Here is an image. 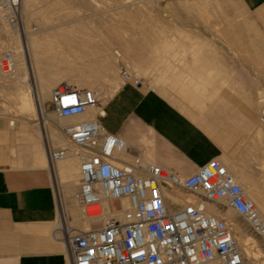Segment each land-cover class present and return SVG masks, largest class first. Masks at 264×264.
I'll return each instance as SVG.
<instances>
[{"label":"built area","instance_id":"2783aa9c","mask_svg":"<svg viewBox=\"0 0 264 264\" xmlns=\"http://www.w3.org/2000/svg\"><path fill=\"white\" fill-rule=\"evenodd\" d=\"M0 12L8 25L20 26L19 0H0ZM1 70L7 76L15 71L11 51L4 53ZM121 74L125 82L141 86V80L127 69ZM68 96L76 102L65 104ZM50 103L57 129L79 163L75 194L79 207L91 221L111 215L101 227L88 231L76 230L64 221L54 229V238L64 245L70 264H253L240 252L227 221L207 211L208 205L223 215L232 210L253 233L264 237V219L254 201L219 159L187 178L141 156L128 163L119 157L126 153L125 142L105 130L98 118L60 123L99 107L93 91L60 86L52 90ZM46 150L51 164L70 153L68 148H52L48 143ZM174 188L195 200L185 205L170 202L166 195Z\"/></svg>","mask_w":264,"mask_h":264},{"label":"crops","instance_id":"0c3cea01","mask_svg":"<svg viewBox=\"0 0 264 264\" xmlns=\"http://www.w3.org/2000/svg\"><path fill=\"white\" fill-rule=\"evenodd\" d=\"M262 1L249 8L257 9ZM256 57L264 60V44ZM189 64L177 72L172 66L162 71L160 87L151 88L149 81L138 87L124 82L104 117L107 131L126 143L127 158L141 156L183 178L213 159L234 160L230 154L236 141L252 135L261 121L233 90L230 78V86L208 94L200 86L194 93L213 65L207 60ZM241 80L248 83L239 75ZM51 123L57 128L58 121ZM40 129L0 125V264H70L64 245L53 235L59 208Z\"/></svg>","mask_w":264,"mask_h":264},{"label":"rangeland","instance_id":"374dc122","mask_svg":"<svg viewBox=\"0 0 264 264\" xmlns=\"http://www.w3.org/2000/svg\"><path fill=\"white\" fill-rule=\"evenodd\" d=\"M117 1L119 0H32L36 16L31 17L30 27L33 29L36 21L41 20L40 15L37 14L43 6H51L54 10H51L50 18L54 17L50 19L51 25H65L61 28L56 27L52 30L53 33L64 31L70 33L79 30L84 35H92L87 28L95 27L103 39L116 41V51L119 52L120 47H125V49L129 47L128 55L122 53L124 58L122 62L129 61L128 65L131 68L129 67V70L126 68L129 73L142 80L143 83L149 81L151 88L164 84L161 79L162 71L169 70L171 66L176 67L175 72H177L178 68H188L189 60L192 62L210 61L213 67L207 70L208 79H201L200 84L196 83L193 88L194 93H199L200 86L206 87L202 88V93L206 94L217 91L222 86H230V78L234 83L233 90L253 107L259 116L264 115V102H260L264 99V60L258 61L256 57L259 46L264 44V0L255 10H251L249 5L256 3V0H120L119 5L132 6L131 15L128 13L118 14L120 10ZM73 7L77 9H73ZM107 22L109 23L107 24ZM3 24L7 25L4 22ZM88 32L90 33L87 34ZM125 62L124 64H127ZM135 63L139 66H136ZM122 69L123 66L118 69L120 86L124 82L121 74ZM239 75L248 80L246 85L242 80L238 81ZM130 85L134 86L132 83ZM165 87H168L166 82ZM86 89L91 90L90 88ZM99 95V97L102 96L100 107H105L104 109L107 110L109 101L114 98L116 93L111 96L109 94L104 96L100 93ZM49 96L46 97V113L54 121H58ZM5 104L9 106L13 116L9 115L8 117L7 115L4 117L5 119H0V125L2 123L4 126H9L10 122H13L15 126L11 127L17 129L19 126L23 128L35 126L37 128L41 123L39 116L31 117L29 121L31 123L13 118L14 115H17V111L14 108L11 109V104L9 105L7 102ZM103 127L107 130V125L104 122ZM258 131L261 134H258ZM34 135L40 139L37 132H34ZM230 156L239 163L241 159L238 158L243 157L245 159L243 162H247L249 166L257 165L259 168L256 170L259 175L257 180L263 184L264 122L260 121L252 135L237 140ZM122 159L130 163L134 158L129 156V158ZM223 164L224 166L228 165L227 162H223ZM77 166L79 167L78 162ZM65 187L64 184L61 185L66 204L68 206L76 205L79 208L75 199L77 190H73L70 194ZM177 191L183 196L189 195L183 190ZM169 200L174 203L171 198ZM232 213L251 237L253 245L264 252V238L253 233L242 216L234 211ZM72 227L76 230H84L81 225L74 224ZM250 262L255 263L252 258H250Z\"/></svg>","mask_w":264,"mask_h":264},{"label":"bare ground","instance_id":"6f19581e","mask_svg":"<svg viewBox=\"0 0 264 264\" xmlns=\"http://www.w3.org/2000/svg\"><path fill=\"white\" fill-rule=\"evenodd\" d=\"M119 1H117V5H119ZM33 2L32 0H19L21 20L19 27L8 25L0 12V119H3L7 115L8 117L9 115L13 116L11 113L12 111L5 102L9 105L11 104V109L14 108L15 111H17V115H14L13 118L29 122L31 117L39 116L41 123L37 127H41L45 136V142L52 148H68L70 150L69 155L65 159L59 160L53 164L50 163L53 182L55 184L58 210H60L58 221L53 229L60 227L63 221L71 227L74 224L81 225L84 229L83 231L96 229L101 227L104 221L110 219L111 215H105L102 220L91 221L84 216L80 207L78 208L76 205L68 206L62 194L61 185L63 184L70 194L73 190H78V181L80 177L79 167L77 166L78 160L75 151L70 143H68L65 136L51 123L52 118L47 115L45 110L46 97L49 95V97H51L52 90L63 85H66L70 90L90 88L99 100H102L100 99L102 96L99 97V93L104 96L107 94L111 96L113 93L117 94L121 87L119 83L120 80L118 79V69L123 66V68L129 70L130 66L128 63L130 62L124 61L127 64L122 62V59L124 60L122 55L125 54L126 51L125 47H120L119 52L116 51V41L112 39H103L101 34L97 33V29H95V27L93 28L91 24H89V26L92 27H88L87 29L91 31L92 35L89 34L90 32L87 33L89 35H84V33L79 30L70 33H66L65 31V33H53L52 30L56 27L61 28L65 25L54 26L50 24V19L54 18H50L51 6L38 8V14L36 13L37 11L35 13L38 16L40 15L41 20L38 19L39 21H36L32 29L30 27V19L35 15L33 11ZM131 7L132 6L120 4V11L117 13H128L131 15ZM74 8L75 7H73V9ZM68 9L70 8L68 7ZM56 11L58 12V10ZM70 11L68 12L71 13ZM3 22L9 27L4 25ZM108 23L109 22H107V24ZM7 51L12 52L15 61V71L9 76L5 75L1 70V59ZM131 76L134 75L131 74ZM260 102H264V99H262V101L260 100ZM100 105L99 107H90L83 115L60 120V123L62 125H68L77 121L80 122L81 120L89 121L88 119L94 120L98 118L101 123L104 122L108 127V124L104 121V117L107 116V110L104 109L105 107H100ZM13 125L14 123L10 122L9 126L11 127ZM258 134H261V132L258 131ZM119 157L121 159L127 158V155L123 153ZM238 159H241L240 163L237 160L223 162L228 163L225 167L235 177L246 195L254 201L258 214L264 219V183L262 184L257 180L259 175L256 173V170H259V168L257 165L249 166L247 162L244 163L243 160L245 159L243 157ZM168 195L174 203L182 205L195 200L194 196H183L175 188L172 189V192H169ZM124 204L126 207L127 204L125 202ZM207 211L209 214L227 221L232 228L234 239L240 252L248 259L249 263H252L250 262V258H252L255 261L253 264H264V252L256 245H253L251 237L245 232L241 223L237 221L232 210H228L223 215L216 206L208 205Z\"/></svg>","mask_w":264,"mask_h":264},{"label":"snow or ice","instance_id":"6c2138e0","mask_svg":"<svg viewBox=\"0 0 264 264\" xmlns=\"http://www.w3.org/2000/svg\"><path fill=\"white\" fill-rule=\"evenodd\" d=\"M65 104H68V103H75V97H71V96H68V97H65ZM222 171V170H221ZM151 207V205H150ZM137 255H139V253H137Z\"/></svg>","mask_w":264,"mask_h":264}]
</instances>
